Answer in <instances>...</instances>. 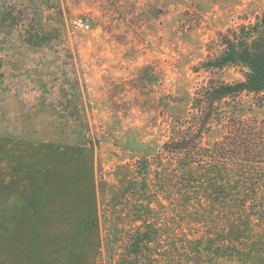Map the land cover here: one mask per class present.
Here are the masks:
<instances>
[{
  "label": "rangeland",
  "instance_id": "obj_1",
  "mask_svg": "<svg viewBox=\"0 0 264 264\" xmlns=\"http://www.w3.org/2000/svg\"><path fill=\"white\" fill-rule=\"evenodd\" d=\"M263 10L0 0V264H264L263 191L214 206L202 169L160 156L209 77L199 65L221 52L217 34ZM238 100L239 117L264 120L263 96Z\"/></svg>",
  "mask_w": 264,
  "mask_h": 264
},
{
  "label": "trees",
  "instance_id": "obj_2",
  "mask_svg": "<svg viewBox=\"0 0 264 264\" xmlns=\"http://www.w3.org/2000/svg\"><path fill=\"white\" fill-rule=\"evenodd\" d=\"M212 45L221 52H209L199 65L209 77L195 87L189 117L163 143L160 156L202 169L218 188L205 193L204 202L227 207L245 201L242 194L251 185L253 195L261 190L264 198V120L238 116L241 94L264 97V10L252 22L219 32ZM227 68L240 77L226 82L212 76ZM215 128H220L221 137L209 145L206 136Z\"/></svg>",
  "mask_w": 264,
  "mask_h": 264
}]
</instances>
